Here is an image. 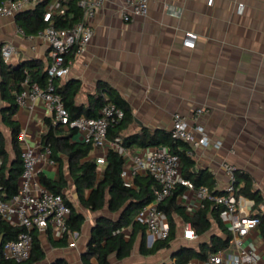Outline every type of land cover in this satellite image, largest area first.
Segmentation results:
<instances>
[{
	"label": "crops",
	"instance_id": "0c3cea01",
	"mask_svg": "<svg viewBox=\"0 0 264 264\" xmlns=\"http://www.w3.org/2000/svg\"><path fill=\"white\" fill-rule=\"evenodd\" d=\"M119 2L108 0L90 20L94 35L85 52L75 56L69 75L61 78L81 82L76 104L86 108L91 96L103 94L101 83L112 86L133 113L131 122L121 132L122 138L140 133L143 128L170 131L175 112L192 119L197 108H205L199 122L212 143L220 146L201 145L195 149V176L211 183L213 191L222 192L229 182L223 163L233 164L239 185L244 184L243 175L247 174L264 201V0H150L148 14L131 21L121 17ZM167 3L179 14L169 13ZM186 32L198 35L194 47L183 44ZM7 42L16 46L9 63L17 65L37 59L46 70L50 47L38 36L24 35L16 16H0V46ZM5 105L0 91V131L13 157L11 131L2 120ZM51 116L46 102L37 98L18 106L14 119L27 132L28 143L40 149L42 134L47 130L46 118ZM73 140H81L78 133ZM153 147L134 144L124 148L129 155L144 157ZM103 154L91 148L85 159L96 161ZM62 158V163H44L41 174L56 181L61 172L64 174L68 182L64 194L85 220L79 233H70L66 246L52 244V240L63 237L52 229L39 231L46 257L34 264H52L59 259L84 264L83 254L97 219L118 217L107 207L93 211L80 203L67 157ZM104 165H98L99 172ZM188 200L195 201L194 193L185 190L178 202L185 207ZM175 219L177 232L171 248L143 255L140 246L144 234L140 232L132 253L122 259L114 253L110 264L173 263V254L181 247L199 249L201 243L209 241L212 232L185 238L188 223L180 216ZM213 231L220 233L217 228ZM123 232L128 239L130 228H123ZM145 242L152 245L147 231ZM245 244L256 249L260 263L264 264V239L259 227L245 238Z\"/></svg>",
	"mask_w": 264,
	"mask_h": 264
},
{
	"label": "built area",
	"instance_id": "2783aa9c",
	"mask_svg": "<svg viewBox=\"0 0 264 264\" xmlns=\"http://www.w3.org/2000/svg\"><path fill=\"white\" fill-rule=\"evenodd\" d=\"M107 1L80 0L82 19L64 29L54 26L55 15L63 14L65 11L63 0H6L0 4L1 17L16 16L17 13L41 2L46 4L42 14L43 20L47 22L45 28L40 29L36 34H26L23 29L21 32L29 37H40L50 47V62L46 68L48 82L43 87L37 82L31 84L26 79L22 83L23 89L16 95L18 106L23 107L30 100L37 98L44 100L53 113L54 124H69L75 127L82 141L89 143L93 149L103 151L104 154L96 160L100 166L106 163L108 150L115 149L125 158L122 170L125 186H133V179L140 174L151 175L157 181L159 185L155 188L154 200L142 207L135 217L145 226L151 244L156 240L169 237L171 225L167 214L160 209L159 205L172 194L177 185L182 184L187 187L186 190L192 191L195 197L194 202L188 200L184 203L187 213L193 214L207 201L219 205L222 208L220 218L231 234L227 247L210 253L205 259L195 258L184 264H261L256 249L246 245L245 238L259 227L261 219L258 213L264 211V201L257 205L255 199L240 193L235 165L223 163L229 182L222 192L216 193L205 184L195 186L192 181L185 179L182 175L181 157L173 153L169 147L155 146L143 157L139 154L129 155L120 138L111 139L110 124L124 117V110L116 103L112 101L105 103L97 117L81 114L71 120L70 112L61 95L55 91L54 79L66 78L75 56L85 52L94 35L90 20ZM149 4L150 0H120L118 7L121 17L125 21H131L136 17L146 16ZM165 7L169 13L179 14V10L174 6L167 3ZM197 38L196 33L186 32L183 44L194 47ZM15 51L16 46L13 43L7 42L0 46V55L5 62L10 61ZM70 54L74 55L72 59L69 58ZM204 112L205 108H197L192 119L179 112L173 114L171 136L175 140H182L189 144L187 152L190 156L201 145L220 146V143H212L199 122V117ZM19 142L23 163L19 189L10 198L5 197L0 191V221H6L21 228L15 239L5 241L3 255L6 259L23 262L31 257L33 229L40 232L52 229L61 237L69 232L67 221L71 214V207L63 194L53 192L40 181L41 166L44 163L55 164L50 147L42 146L39 149L31 146L27 141L25 130L20 131ZM197 236L191 223H188L184 230V237L192 239Z\"/></svg>",
	"mask_w": 264,
	"mask_h": 264
},
{
	"label": "trees",
	"instance_id": "16d2710c",
	"mask_svg": "<svg viewBox=\"0 0 264 264\" xmlns=\"http://www.w3.org/2000/svg\"><path fill=\"white\" fill-rule=\"evenodd\" d=\"M5 1L0 0V4ZM79 1L63 0L65 11L63 14L55 15L54 26L56 28H69L82 19V9L79 6ZM45 6L46 4L41 2L16 14L17 23L26 34H36L40 29L45 28L47 22L43 20L42 15ZM73 57V54L69 55V58L72 59ZM0 76V91L2 98L6 101L2 111V120L11 131L14 151V156L11 157L6 147L5 136L0 131V191L4 193L5 197L10 198L18 192L19 178L23 171L19 142L21 125L14 119V114L18 109L16 95L23 89L22 83L26 79L31 84L37 82L45 87L48 82V75L43 63L37 59L21 61L19 64L14 65L5 62L1 58ZM54 81L55 91L61 95L65 106L70 112L71 120L76 119L81 114L97 117L100 114L101 107L112 101L124 110V117L110 124L109 137L111 139L120 138L124 147H131L134 144L140 147L167 146L173 153L181 157L182 175L185 179L192 181L195 186L205 184L209 187L211 185V183L206 184L202 176H195V160L187 152L189 144L182 140L173 139L170 131L143 128L140 133L122 138L121 132L131 122L133 113L127 102L109 84L101 83L103 94L91 96L90 105L84 108L76 104V95L81 88L80 81L75 79L63 81L60 77L55 78ZM46 124L47 130L42 134V145L43 147H50L51 157L59 163L63 161L62 155L67 157L68 169L80 203L93 211L107 207L111 213H118L116 219L107 216H100L97 219L83 254L84 264H110V256L114 253L119 259L129 256L140 232L144 234L140 246V252L143 255H154L160 250L171 248L177 232L176 216H180L186 223H191L199 236L207 235L210 232L212 234L209 241L201 243L199 249L183 246L173 254L176 259L175 262H165L163 264H184L195 258L205 259L210 253L217 252L229 245L231 234L220 218L222 208L207 201L193 214H188L185 207L178 202V197L187 187L179 184L172 194L159 205L160 209L167 214L171 225L169 237L156 240L151 246H147L145 242L146 228L135 217L142 207L154 200V191L159 185L157 181L151 175H137L134 178L133 186H125L122 177L125 164L123 155L115 149H109L106 163L102 171L99 172L98 163L95 160L85 159L92 146L81 140H73L77 134L75 127L69 124H54L52 116L46 118ZM243 176L245 182L240 186V193L255 199L256 204L259 205L263 202L262 196L249 182V176L247 174ZM40 181L53 192L63 194L66 202L71 207V214L67 221L69 232L59 240H52L54 246H66L70 233L81 231L85 216L66 198L64 189L67 187L68 182L62 172L58 181L40 173ZM237 182L240 183L238 179ZM214 192L218 193L220 191ZM258 215L261 219L259 224L260 233L264 239V211L258 213ZM125 227L130 228L131 231L128 239L122 231ZM214 228H217L220 233L214 232ZM20 231V227L13 226L6 221H0V264H34L45 259L46 253L39 237V231L36 229L32 230L33 249L28 260L16 262L4 257L3 244L7 240L15 239ZM92 258H95L96 262H93ZM52 264L69 263L64 259H59Z\"/></svg>",
	"mask_w": 264,
	"mask_h": 264
},
{
	"label": "rangeland",
	"instance_id": "374dc122",
	"mask_svg": "<svg viewBox=\"0 0 264 264\" xmlns=\"http://www.w3.org/2000/svg\"><path fill=\"white\" fill-rule=\"evenodd\" d=\"M162 261V260H161Z\"/></svg>",
	"mask_w": 264,
	"mask_h": 264
}]
</instances>
